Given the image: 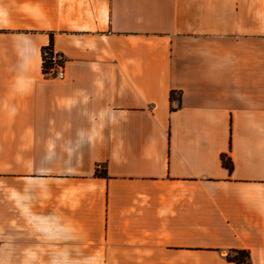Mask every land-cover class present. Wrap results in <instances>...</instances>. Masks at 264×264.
<instances>
[{
  "label": "crops",
  "instance_id": "obj_1",
  "mask_svg": "<svg viewBox=\"0 0 264 264\" xmlns=\"http://www.w3.org/2000/svg\"><path fill=\"white\" fill-rule=\"evenodd\" d=\"M236 250L264 264V0H0V264Z\"/></svg>",
  "mask_w": 264,
  "mask_h": 264
},
{
  "label": "built area",
  "instance_id": "obj_2",
  "mask_svg": "<svg viewBox=\"0 0 264 264\" xmlns=\"http://www.w3.org/2000/svg\"><path fill=\"white\" fill-rule=\"evenodd\" d=\"M43 62H48V66L44 69V73L55 74L60 79L63 77V58L51 46H46L42 50Z\"/></svg>",
  "mask_w": 264,
  "mask_h": 264
},
{
  "label": "trees",
  "instance_id": "obj_3",
  "mask_svg": "<svg viewBox=\"0 0 264 264\" xmlns=\"http://www.w3.org/2000/svg\"><path fill=\"white\" fill-rule=\"evenodd\" d=\"M51 46V45H49ZM48 62H43L42 59V70L44 71V69H46V67L48 66ZM226 165L229 164L228 161H223ZM247 257L248 254L245 251H241V250H236L234 251V253L232 255H227V258L234 261L236 264H248L247 263Z\"/></svg>",
  "mask_w": 264,
  "mask_h": 264
}]
</instances>
